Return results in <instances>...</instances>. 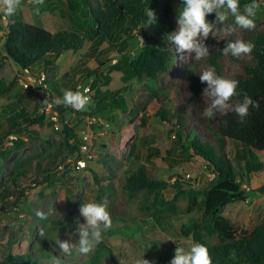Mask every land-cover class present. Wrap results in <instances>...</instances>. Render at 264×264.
<instances>
[{
	"label": "trees",
	"instance_id": "16d2710c",
	"mask_svg": "<svg viewBox=\"0 0 264 264\" xmlns=\"http://www.w3.org/2000/svg\"><path fill=\"white\" fill-rule=\"evenodd\" d=\"M71 23V30L51 32L43 27L26 23L24 21L9 20L6 27L4 50L6 60H11L22 75L28 74L39 78L42 73H53L56 70V60L65 52H72L74 58H80L85 63L86 57L91 58L95 52L100 53L101 47L107 45V51L114 49L119 58L111 65L106 73H101V67H105L102 61H97L96 70L85 69L88 73L90 96L96 101L97 107L106 105L114 109L115 106L122 109L126 106L123 96L113 97L110 102L104 99L111 95L112 91L118 93L129 82L137 80L143 84L141 93L137 94L133 106L128 115L139 120L142 126L148 125L152 118H158L165 122L170 132L174 134L173 145L182 151L190 150L191 157L201 158L207 162L206 168L213 175V180L203 193L188 191L183 193L184 203L179 200L180 193L172 200L167 201L162 196V191L170 187L164 179L154 177L149 168L141 163L132 166L129 173L124 176V195L132 196L143 193L152 195L153 201L145 206V213L141 212V218L146 221L147 216L153 222L163 227L166 221L177 216L188 215L182 225L181 234L184 238H192L193 245H204L208 250L211 264H264V222L252 231L237 227L222 215V210L229 204L242 201L246 196L264 194V186L252 188L249 193L243 189L244 180L248 175L264 171V29H256L245 33L240 40L252 44V50L248 58L225 57L223 49L229 41L239 40L232 33L223 40L213 38L202 47L208 49V56L196 60L193 52L184 60V73L182 77V92L189 94L192 100L182 103L178 100V91L174 87L164 88L161 80L164 74L170 73L179 65V54L175 47L165 39L167 33L177 28L176 15L180 7V0H168L164 3L162 17L152 29V35H144V44L138 50L135 58H130L126 53L129 44L137 39L136 32L147 25L145 9L153 11L159 4V0H67ZM250 0H240V7ZM2 16H0V19ZM97 53V54H98ZM184 54V53H182ZM229 63L237 66L238 76L234 80L238 82L237 92L239 96L231 98L232 103L239 102L244 94L258 103L257 108H250L249 115L243 123L234 111L226 109L222 113H216L214 118L207 119L202 112L208 107L202 82L199 74L209 68L213 69L217 76L230 79L226 74ZM86 64V63H85ZM110 64V63H109ZM4 62L0 63V70ZM86 68V67H85ZM68 70V68H67ZM75 72L74 67L65 75ZM121 73L119 81L113 83L112 73ZM16 80L9 85L0 79V98L12 92ZM47 93L51 89L57 100L63 92L51 80L46 81ZM105 94V95H104ZM115 96V95H114ZM53 111L59 119L58 141H47L46 149L40 154L35 152L26 158H18L14 161L9 178L2 183L0 192L1 208L7 206L6 200L16 197L19 201L24 196L22 185H29L30 173L42 177L40 183L52 186L58 179L54 167L64 163L71 155H81V146L73 127H70L68 119L78 112L63 104L54 103ZM47 108L42 104L37 110V115L26 116L24 109L18 110V104L10 103L1 109L0 121L8 116L10 129L6 136H0V160L7 162L14 153L40 141V133L37 130H27L32 126L40 128L47 125L55 129V122L46 123L45 113L38 112ZM201 131H197L195 121ZM194 120V121H193ZM20 121L22 123H20ZM25 125V127H23ZM23 134H26L25 138ZM8 136L11 139V148L5 147ZM237 143L240 154L236 159L243 162V168L234 163L229 157L228 147L231 142ZM170 155V152L168 153ZM67 166V165H66ZM95 181L101 186L96 173H93ZM199 196L202 199L199 201ZM67 202L72 197H66ZM5 202V204H3ZM128 217H115L124 223L119 229L123 235L132 237L144 233L140 221L131 215ZM142 219V220H143ZM51 224L61 226V230L67 228V224L61 220H52ZM135 225V227H133ZM118 229H107L102 233V241L88 254L87 260L78 264H105L109 260L111 264H117L112 245L105 239L120 234ZM55 236L48 237L45 234L37 245L21 255L8 254L0 259V264H73L69 256L52 247ZM70 255V256H74ZM53 261V263L46 261Z\"/></svg>",
	"mask_w": 264,
	"mask_h": 264
},
{
	"label": "rangeland",
	"instance_id": "374dc122",
	"mask_svg": "<svg viewBox=\"0 0 264 264\" xmlns=\"http://www.w3.org/2000/svg\"><path fill=\"white\" fill-rule=\"evenodd\" d=\"M92 1L95 2V0ZM166 1L168 0H159V4L154 10L157 21L162 17ZM257 3L259 7L253 18L254 26L252 28L242 29L236 26L231 15L224 22H218L215 15L210 14L206 17L211 24L209 35L207 37L199 36L198 42L203 46L210 39L223 40L232 33L237 35L240 40L249 31L264 29V0H257ZM69 12L67 0H20L14 16L5 19L4 15L0 13L2 16L0 19V63L4 62V66L0 70V79L6 85L16 80L12 92L0 98V113L3 106L16 103L18 110L24 109L26 116H33L37 113L39 106L48 105L49 99L57 100L50 89L48 94H40L38 92L42 88L40 83L30 84L17 66L11 60H6L4 43L8 21H24L51 32L71 30L72 25L67 18ZM156 22L151 25H144L136 32L137 39L130 42L126 51L130 58H135L138 50L142 48L145 41L143 34L152 35V29ZM97 53L92 54L90 59L86 57L84 60L86 64H81L82 60L77 62V58L75 59L73 54L65 52L56 60V70L72 66L75 68V74L69 73L62 77V70L52 74L45 73V76L49 77L52 83L58 82L61 85L68 83L64 91L72 90L75 92L79 89L83 93L84 88H88V91L83 94L90 97V104L82 110L75 109L78 115L71 116L67 123L75 129L79 144L87 145L88 151L84 152V155H71L64 163L55 166L54 170L58 179L52 186L40 183L42 177L30 173V184L21 186L24 190V196L19 201L16 200V197H10L6 200L7 206L5 208H1L2 204L0 205V259L8 254L21 255L26 253L37 245L44 234L48 237L55 236L54 240L59 238L61 241L75 243L78 239L77 229L79 225L86 223L79 212L81 204L86 202L103 203L107 206L112 220L109 229L119 230L123 228L124 223L119 219L128 217L126 215L129 217L133 215L138 220V224L141 219L140 225L144 228V233L138 232L129 237L123 235V232L119 230V235L105 239L113 247L117 264H139L142 257L149 261V264H169L177 246L186 250L193 246L192 238H184L181 234L182 225L186 222L188 215L171 218L164 223L163 227L157 226L149 216L145 221L141 218V212L138 208L147 213L145 206L152 203L153 196L138 193L129 198V196L124 195L123 179L133 165L136 163L144 164L154 177L159 176L169 183L170 187L162 191L165 200L172 201L180 193L179 200L182 204L185 202L183 193L188 191L203 193L213 180V175L206 168L207 162L201 158L192 159L190 150L182 151L176 148L173 145L174 134L170 132L169 126L160 119L152 118L144 127L139 120L128 115L130 111L111 113L105 111V107H97L96 101L90 96L88 73L85 72V69L96 70L99 60L105 64V67L100 69L101 73H106L119 58V54L114 49L107 51L106 44L101 47V52ZM192 53L187 51L184 54L180 53L179 65L170 73L164 74L161 80V85L164 88L173 86V90L178 91V100L182 103L192 100L191 95L185 94L181 90L184 73L183 63ZM242 57L248 58V54H242ZM225 74L230 79L237 78V66L234 63H229ZM78 75L80 77L76 79ZM121 77V73H112L113 83L119 81ZM22 81L29 83V89H25ZM77 85H79L78 88H76ZM143 87L142 83L133 80L118 93L115 91H112L111 95L107 93L104 99H112L121 95L127 100L129 109H131L137 99V94L141 93ZM207 87L206 82L202 83L203 92ZM204 97L209 106L211 99L205 95ZM45 101L47 103H44ZM38 112L40 115L45 113L46 123L52 121L53 117L55 118L50 107L46 109L41 107ZM8 116L0 121V136H6L10 129V123L7 121ZM198 121V119L195 121V127L200 132L201 128L197 126ZM20 123L22 122L20 121ZM25 129L39 131L40 141L14 153L7 162L0 160V192L2 183L9 178L11 167L16 159L26 158L35 152L41 154L47 147V141H58V133L61 132V130L51 129L47 125L42 128L32 126ZM23 136L27 137L26 134ZM13 137L8 136L6 138V148L12 147L11 139ZM239 146L232 141L228 147V152L231 160L243 168V162H238L239 159H236L240 154ZM90 155L92 158L88 159ZM85 156L87 157L86 167L78 168V162L83 160ZM261 158L264 160L263 155ZM93 173H96L101 186L95 181ZM244 181L245 193H249L252 188L263 187L264 171L248 175ZM69 196L72 197L71 202L66 201V197ZM201 199L202 196H199V201ZM38 211L45 213V218L38 217L36 215ZM222 215L237 227L252 231L264 222V194L255 197L246 196L242 201L229 204L222 210ZM115 217L120 218L116 219ZM52 220L64 221L67 228L61 230V226L51 224ZM51 246L58 249L55 242ZM86 260V255L69 256V261L73 264L83 263ZM46 262L53 263L51 260ZM104 262L111 264L106 259Z\"/></svg>",
	"mask_w": 264,
	"mask_h": 264
},
{
	"label": "clouds",
	"instance_id": "9594fccd",
	"mask_svg": "<svg viewBox=\"0 0 264 264\" xmlns=\"http://www.w3.org/2000/svg\"><path fill=\"white\" fill-rule=\"evenodd\" d=\"M19 4L20 0H0V13L5 17H12L16 14ZM258 7L257 0H250L242 9L240 0H180V7L176 15L177 28L167 33L165 39L175 47L176 52L181 54L186 51L195 52V59L201 60L209 55L208 49L202 47L197 40L201 35L207 37L211 30V24L206 17L214 14L216 21L224 22L231 15L236 26L242 29H250L254 26L253 18ZM145 15L148 25L157 21V16L151 8L145 9ZM252 47L251 43L243 40L229 41L222 54L225 57L238 58L242 54L250 53ZM199 79L202 83H207L208 87L204 90V95L211 99L210 105L202 112V116L207 119L214 118L217 112L222 113L226 109H231L239 118L240 123H243L249 115L250 108L259 106L246 94L242 96L239 102L233 104L231 98L240 95L237 92L238 82L234 79L217 76L211 68L201 72ZM87 91L88 88L85 87L83 93ZM83 93L79 89L75 92L65 90L62 97L54 103L82 110L91 102L90 97ZM79 212L86 223L79 225L76 242L61 241L59 238L54 241L60 252L68 256L88 254L102 241V233L109 229L112 224L110 213L103 203H82ZM36 215L42 219L46 216L45 213L39 211ZM139 264H149V261L142 257ZM169 264H211V261L207 248L201 244H194L187 250L177 246Z\"/></svg>",
	"mask_w": 264,
	"mask_h": 264
},
{
	"label": "built area",
	"instance_id": "2783aa9c",
	"mask_svg": "<svg viewBox=\"0 0 264 264\" xmlns=\"http://www.w3.org/2000/svg\"><path fill=\"white\" fill-rule=\"evenodd\" d=\"M3 17L6 19L5 16H3ZM23 76L26 77V79L28 80V82H29L30 84H34V83H38V82L40 83V85L42 86V88H41L40 90H38V92H39L40 94L47 93V89H48V87H47V85L45 84V82L48 81V78L45 76L44 73H42V74L40 75L39 78L32 77V76H30V75H28V74H24ZM28 82H23V81H22L23 86L25 87V89H29V87H30V85H29ZM47 94H48V93H47ZM48 107H50L51 110L53 111V108H52V104H51V102L48 103L47 108H48ZM53 113L55 114V118L53 117L52 122H55V129H59V126H58V122H59L58 115H57V113H55L54 111H53ZM13 138H14V137H13ZM13 138H12V139H13ZM87 151H88V147H87V145H83V146H81V154H83L84 152L86 153ZM83 155H84V154H83ZM90 158H92V155L88 156V159H90ZM81 165H83V166H81ZM86 165H87V157L85 156V158H84L83 160H81V161L78 162V168H85Z\"/></svg>",
	"mask_w": 264,
	"mask_h": 264
},
{
	"label": "crops",
	"instance_id": "0c3cea01",
	"mask_svg": "<svg viewBox=\"0 0 264 264\" xmlns=\"http://www.w3.org/2000/svg\"><path fill=\"white\" fill-rule=\"evenodd\" d=\"M68 54L69 53H71V54H73L72 52H67ZM74 55V54H73ZM80 59V58H79ZM79 59L77 58V62H79ZM81 61V60H80ZM82 63V62H81ZM86 66V65H85ZM65 67V66H64ZM63 67V68H64ZM56 68H57V64H56ZM67 68H68V70L69 69H71V68H73L72 66L71 67H66V68H64V69H61L62 70V77H64V76H67V75H65V73L68 71L67 70ZM75 69V68H74ZM60 69H57V70H55L54 72H59V71H61ZM50 74H52V73H50ZM72 74V73H71ZM75 74V72H73V74L72 75H74ZM112 75V74H111ZM58 76V75H57ZM62 77H56V78H58V79H60V78H62ZM80 77V75H78L77 77H76V79H78ZM75 78V77H74ZM71 79V78H70ZM48 81H49V77H48ZM67 82H69V81H67ZM56 85L61 89V91L62 92H64V89H66L67 88V86H68V83H64V84H58V82H56ZM79 87V85H77L76 86V88H78ZM50 91L53 93V96L54 97H56V95H55V93L50 89ZM107 95V94H106ZM109 98H110V96H109ZM110 100L111 99H107L106 100V102H110ZM126 102H127V100H126ZM97 106V105H96ZM114 106V109L112 108V106L111 107H108V106H106V105H100V107H105V111H109V112H114V111H121V112H123V113H125L122 109H123V106H124V104H121V107H122V109H119L118 107H120V106H115V104L113 105ZM127 111H130V109H129V104H128V102L126 103V106L124 107Z\"/></svg>",
	"mask_w": 264,
	"mask_h": 264
}]
</instances>
